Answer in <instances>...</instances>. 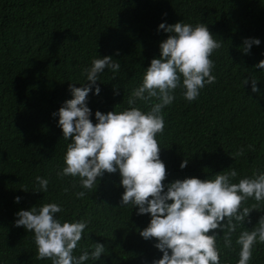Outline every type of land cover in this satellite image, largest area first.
Masks as SVG:
<instances>
[{
  "label": "trees",
  "instance_id": "obj_1",
  "mask_svg": "<svg viewBox=\"0 0 264 264\" xmlns=\"http://www.w3.org/2000/svg\"><path fill=\"white\" fill-rule=\"evenodd\" d=\"M0 264H264V0H0Z\"/></svg>",
  "mask_w": 264,
  "mask_h": 264
},
{
  "label": "clouds",
  "instance_id": "obj_2",
  "mask_svg": "<svg viewBox=\"0 0 264 264\" xmlns=\"http://www.w3.org/2000/svg\"><path fill=\"white\" fill-rule=\"evenodd\" d=\"M250 211H253V210H252V209H250L249 211H246V212H244V213H241V214H243V215L247 216V215H248V213H249ZM255 219H257V218H256V216H255Z\"/></svg>",
  "mask_w": 264,
  "mask_h": 264
}]
</instances>
